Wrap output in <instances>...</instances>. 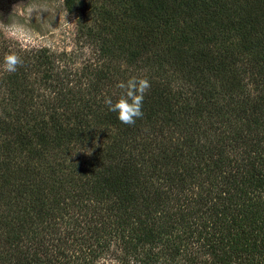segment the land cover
Masks as SVG:
<instances>
[{
	"label": "trees",
	"instance_id": "16d2710c",
	"mask_svg": "<svg viewBox=\"0 0 264 264\" xmlns=\"http://www.w3.org/2000/svg\"><path fill=\"white\" fill-rule=\"evenodd\" d=\"M63 1L80 51L0 35V264H259L264 0ZM132 76L129 126L104 100Z\"/></svg>",
	"mask_w": 264,
	"mask_h": 264
},
{
	"label": "rangeland",
	"instance_id": "374dc122",
	"mask_svg": "<svg viewBox=\"0 0 264 264\" xmlns=\"http://www.w3.org/2000/svg\"><path fill=\"white\" fill-rule=\"evenodd\" d=\"M33 7L45 8L47 12H42L41 18L39 12L29 18V9ZM76 32V14L67 11L63 0H0V35L16 46L47 47L54 52H76L81 50L80 43H77ZM82 50L84 56H87V49L82 48ZM159 247L161 251H167L165 244H159ZM225 248H229V242ZM111 250L97 259L95 264H124L117 257L119 247L113 244ZM199 250L197 257L199 256L198 260H202L207 253L202 248ZM258 258L259 264H264V228H260ZM213 259L217 261L216 256ZM187 262V258L179 256L168 264H186ZM158 264H166V262L159 261Z\"/></svg>",
	"mask_w": 264,
	"mask_h": 264
},
{
	"label": "clouds",
	"instance_id": "9594fccd",
	"mask_svg": "<svg viewBox=\"0 0 264 264\" xmlns=\"http://www.w3.org/2000/svg\"><path fill=\"white\" fill-rule=\"evenodd\" d=\"M44 11L47 12L45 8H30L29 18L36 12H39V16L41 18V13ZM22 64L23 60L21 56H19L15 52H9L3 58V70L10 74L15 73L18 69V66H22ZM116 86L117 88L122 90L121 95L115 100H113L111 97H105L104 103L109 111L117 114V118L122 124L129 126L134 125L137 119L143 116V101L145 98V94L151 87V84L146 77L132 76L126 81L118 82ZM85 149L87 150L80 151L90 156L92 154V149ZM75 153H73V155Z\"/></svg>",
	"mask_w": 264,
	"mask_h": 264
}]
</instances>
